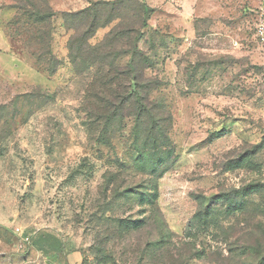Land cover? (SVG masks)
Listing matches in <instances>:
<instances>
[{"label":"rangeland","instance_id":"374dc122","mask_svg":"<svg viewBox=\"0 0 264 264\" xmlns=\"http://www.w3.org/2000/svg\"><path fill=\"white\" fill-rule=\"evenodd\" d=\"M140 1L151 99L170 115L157 150L131 111L104 104L131 82L72 61L61 14L51 73L29 55L44 49L25 44L34 27L0 0V264H264V0Z\"/></svg>","mask_w":264,"mask_h":264},{"label":"trees","instance_id":"16d2710c","mask_svg":"<svg viewBox=\"0 0 264 264\" xmlns=\"http://www.w3.org/2000/svg\"><path fill=\"white\" fill-rule=\"evenodd\" d=\"M11 1L17 11L15 22L34 27L27 30L25 44L27 41L36 42L44 48L38 53H29L31 57L35 59H41L43 56L50 57L49 63L53 65L55 62L54 69L50 68L51 73L62 64L51 51L52 30L49 27L57 14H61L66 29L75 30L68 41L69 55L75 64L78 59H82L85 66L91 64L106 66L109 69L106 79H109L110 83L117 81L118 77L123 81L131 82L132 91L128 86H123L124 83L119 85L124 87L121 93L106 87L105 91L108 95L115 96L119 103L116 106L109 98L105 99L104 104L108 108L120 111L122 116L131 111L136 119V133L139 134L138 129L142 127L147 147L157 150L167 145L170 141L167 133L170 127H167L166 122L170 120V115H166L158 101L151 99V92L159 85L148 76L150 56L139 47L148 25L147 21L153 11L145 2L140 0L98 1L90 3L82 10L66 13L55 12L48 0ZM115 20L119 22L110 28L98 44L92 45L90 39L95 36L97 30L109 26ZM75 23L76 26H74ZM127 57L129 58L126 61Z\"/></svg>","mask_w":264,"mask_h":264},{"label":"built area","instance_id":"2783aa9c","mask_svg":"<svg viewBox=\"0 0 264 264\" xmlns=\"http://www.w3.org/2000/svg\"><path fill=\"white\" fill-rule=\"evenodd\" d=\"M256 35L260 39L261 43L264 45V10L262 11L258 22L256 23ZM25 241L29 240L30 238L24 237Z\"/></svg>","mask_w":264,"mask_h":264},{"label":"crops","instance_id":"0c3cea01","mask_svg":"<svg viewBox=\"0 0 264 264\" xmlns=\"http://www.w3.org/2000/svg\"><path fill=\"white\" fill-rule=\"evenodd\" d=\"M77 258H78V257H75V256L70 257V258H68V262H69L70 264H77Z\"/></svg>","mask_w":264,"mask_h":264}]
</instances>
